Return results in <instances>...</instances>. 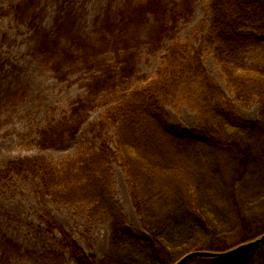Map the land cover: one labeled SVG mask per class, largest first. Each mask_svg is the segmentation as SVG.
Returning a JSON list of instances; mask_svg holds the SVG:
<instances>
[{"label":"trees","instance_id":"16d2710c","mask_svg":"<svg viewBox=\"0 0 264 264\" xmlns=\"http://www.w3.org/2000/svg\"><path fill=\"white\" fill-rule=\"evenodd\" d=\"M91 1L14 0L0 8V21L18 27L0 30V132L29 96L14 77L20 66L1 50L17 43L58 82L81 88L19 135L24 148L66 150L83 137L74 156L23 155L0 169V195H20V183L38 209L31 220L0 205V264H174L264 234V0H211L206 24L184 40L171 23L192 15L191 0H105L89 24ZM152 15L158 22L146 31ZM166 41L170 50L155 74L141 73L139 52L161 50ZM208 54L235 99L209 72ZM134 78L141 85L130 90ZM118 87L128 98L91 121L99 98ZM254 100L259 115L250 120L235 101ZM180 103L197 112L194 127L171 121L167 107ZM115 163L141 230L115 198ZM54 206L84 211L90 225L106 223V252L86 251ZM187 264H264V243Z\"/></svg>","mask_w":264,"mask_h":264},{"label":"rangeland","instance_id":"374dc122","mask_svg":"<svg viewBox=\"0 0 264 264\" xmlns=\"http://www.w3.org/2000/svg\"><path fill=\"white\" fill-rule=\"evenodd\" d=\"M14 0H0V8L7 6ZM105 3V0H92L89 3L90 15L89 24H92L93 18L98 9ZM126 1V0H123ZM146 1V0H136ZM177 1V0H176ZM211 0H191V13L185 20H180L179 23H171V13H167L168 22L171 25L177 24L176 31L178 38L181 40L190 39L195 29L201 24H206L209 17L208 6ZM123 6H129L124 4ZM151 21H147L145 30L153 24H157L158 20L152 15ZM142 28V24H141ZM18 27L8 20L0 21V30L4 32H15ZM144 36V34H143ZM141 36V39H144ZM13 41L12 39H9ZM8 45L1 47L12 61L16 62L20 68L15 69L14 77L16 81L29 86V96L24 102H21L16 110L13 112L9 123L0 132V169L6 163L17 157L23 155H41L46 156L52 160H61L67 156H74L82 141V135L78 137L77 142L66 150H27L19 137L20 134L31 130L38 123H44L48 116L56 113L58 107H62L68 99L75 97L81 92L80 83L58 82L51 71L46 68L33 63L30 56L26 54L25 45L15 43L11 48ZM159 50V49H158ZM156 52H139L141 73L153 76L156 70L162 65L164 55L170 50V43L166 41L161 47V50ZM206 66L218 84L227 92V94L235 99V94L230 92L226 83L221 77L220 69L214 62L213 56L208 54L205 59ZM134 78L129 82L130 90L141 85V82ZM119 88V87H118ZM129 91L122 88L112 90L99 98L101 106L95 111L91 112L90 120L98 121L103 115L104 111L122 100L128 98ZM236 106L242 114L250 119L256 120L259 115L258 101L254 100L249 105L242 102L235 101ZM55 111V112H54ZM171 121L174 124L181 125L186 128H192L197 124L198 114L190 106L180 103L177 105H170L167 107ZM114 172L116 177V184L114 187L115 198L119 201L125 215L128 218L131 226L137 230H141V224L138 215L133 207L131 197L126 182V174L119 163L114 164ZM20 195L12 197L10 191L5 190L0 195V205L10 213L18 216L28 217L35 220L38 211L37 206L32 199L29 190L22 184L18 183ZM54 216L63 224L74 236L76 241L86 250H94L99 256H102L108 247L109 229L104 222L97 221L96 224L88 222V217L84 211L77 209L72 210L65 206H54ZM91 246V248H90Z\"/></svg>","mask_w":264,"mask_h":264},{"label":"water","instance_id":"95a60500","mask_svg":"<svg viewBox=\"0 0 264 264\" xmlns=\"http://www.w3.org/2000/svg\"><path fill=\"white\" fill-rule=\"evenodd\" d=\"M264 243V234L257 237L256 239L244 242L232 249L222 252H213V251H193L183 257H181L174 264H187L188 262L198 259V258H226L234 254L240 253L248 248L256 247Z\"/></svg>","mask_w":264,"mask_h":264}]
</instances>
